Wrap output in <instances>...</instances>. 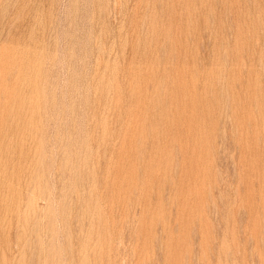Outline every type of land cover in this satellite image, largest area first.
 Instances as JSON below:
<instances>
[{
  "label": "rangeland",
  "instance_id": "rangeland-1",
  "mask_svg": "<svg viewBox=\"0 0 264 264\" xmlns=\"http://www.w3.org/2000/svg\"><path fill=\"white\" fill-rule=\"evenodd\" d=\"M0 264H264V0H0Z\"/></svg>",
  "mask_w": 264,
  "mask_h": 264
}]
</instances>
